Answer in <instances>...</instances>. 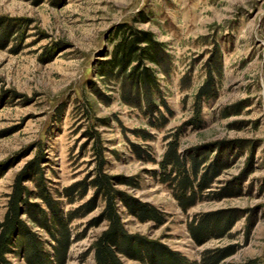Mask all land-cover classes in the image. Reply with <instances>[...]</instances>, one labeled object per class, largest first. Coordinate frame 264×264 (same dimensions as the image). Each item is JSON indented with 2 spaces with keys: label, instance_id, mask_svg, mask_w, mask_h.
<instances>
[{
  "label": "rangeland",
  "instance_id": "obj_1",
  "mask_svg": "<svg viewBox=\"0 0 264 264\" xmlns=\"http://www.w3.org/2000/svg\"><path fill=\"white\" fill-rule=\"evenodd\" d=\"M51 1L0 0V28H11L0 40V220L15 176L39 151L37 140L45 142V185L59 208L66 211L93 198V187L73 203L55 191L94 175L84 131L97 123L105 147L104 172L134 182L117 180L114 188L127 201L149 204L164 215L162 224L141 222L118 199L126 233L191 263L217 257L215 264H264V0ZM132 17L145 18L138 26L152 31L171 58L168 75L156 71L160 101L171 110L169 115L159 105L167 118L161 127L151 126L139 108L122 103L117 85L95 75L96 60L110 46L107 35ZM218 63L222 75L216 94L203 100L199 124H188L193 91L206 66ZM83 93L91 102L90 118L76 122L74 98ZM177 127L183 128L181 151H199L207 159L203 166H219L186 212L159 182L157 163L137 157L131 147H149L158 161L164 136ZM141 132L151 137L144 140ZM24 184L34 190L32 181ZM30 200L45 207L34 196ZM103 205L95 199L70 224L80 237L70 245L65 264L94 263L91 244L107 223L93 222ZM21 218L49 252V234ZM190 224L205 228L202 242L192 237ZM6 256L10 264H28L21 256ZM119 257L123 264H145Z\"/></svg>",
  "mask_w": 264,
  "mask_h": 264
},
{
  "label": "trees",
  "instance_id": "obj_2",
  "mask_svg": "<svg viewBox=\"0 0 264 264\" xmlns=\"http://www.w3.org/2000/svg\"><path fill=\"white\" fill-rule=\"evenodd\" d=\"M144 19L132 17L129 21H121L113 27L107 35L110 46L104 47L102 55L96 60L95 75L104 83L117 85L122 103L139 108L151 126L161 127L167 118L164 112L158 109L159 105L164 106L165 112L169 115L171 110L164 101H160L161 91L156 81V71L168 75L171 58L165 50V44L157 40L152 31L138 26L139 21ZM10 31L11 28L8 30L0 28V40L7 37ZM205 69L204 79L193 91L192 115L186 120L188 124L195 126L201 121L203 100L216 94L217 78L222 75L220 63L206 66ZM185 80L184 76L181 77L180 85H184ZM90 112L91 102L84 97V93L82 97L74 98L73 114L76 122L80 119H89ZM96 127L97 123L84 131L95 162L94 175L70 183L63 187L61 192L55 191L56 195H62L67 203L83 198L88 187L94 188V197L66 211L59 208V202L53 199L45 185L46 178L41 165L45 161L42 152L45 142L41 140L35 142L39 151L15 176L10 191L6 194L5 212L0 220V264H10L7 254L21 256L28 264H65L70 245L74 239L80 237L70 224L77 216L89 211L97 198L102 199L104 205L93 223L106 221L107 225L91 244L93 264H123L120 255L141 260L145 264H215L219 259L217 257L206 258L200 263H191L163 246H157L143 237L125 232L117 210L118 199H121L128 211L141 222L152 220L162 224L164 215L149 204L140 203L135 199L127 201L123 194L114 188V181L117 180L128 185H134V182L130 177L110 176L104 172L105 147ZM182 132V127L167 131L164 136L167 142L158 161L153 158L149 147L137 144H131V147L137 157L157 163L160 170L159 182L167 185L179 208L186 212L195 205L200 193L210 185L212 178L219 171V166L217 162L203 166L207 159L199 154V151L185 153L181 151L179 140ZM141 133L144 140L151 137L149 134ZM28 180L32 181L34 190L24 184ZM30 196L40 199L45 207L31 201ZM23 215L32 225L44 229L49 234L51 238L49 252L42 249L41 242L21 218ZM189 232L198 242H202L206 234L204 227L191 224Z\"/></svg>",
  "mask_w": 264,
  "mask_h": 264
}]
</instances>
